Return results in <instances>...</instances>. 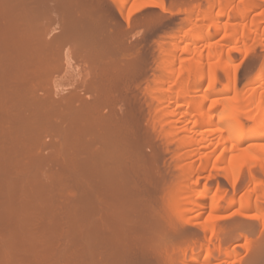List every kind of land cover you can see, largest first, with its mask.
I'll return each instance as SVG.
<instances>
[{
	"label": "bare ground",
	"instance_id": "1",
	"mask_svg": "<svg viewBox=\"0 0 264 264\" xmlns=\"http://www.w3.org/2000/svg\"><path fill=\"white\" fill-rule=\"evenodd\" d=\"M260 47L264 0H0V264H264Z\"/></svg>",
	"mask_w": 264,
	"mask_h": 264
},
{
	"label": "rangeland",
	"instance_id": "2",
	"mask_svg": "<svg viewBox=\"0 0 264 264\" xmlns=\"http://www.w3.org/2000/svg\"><path fill=\"white\" fill-rule=\"evenodd\" d=\"M259 49V47H257L256 46V48H252V49H254V50H249L245 55H243V54H237V59H239L238 61L240 62H238L237 60H236V62H235V64H238V72H239V74L241 73H244V74H242V76H244L245 74H246V72H248V74H246V77H245V79L244 80H242V82L243 81H247L248 79H251L252 77H253V75H255V73H256V68L257 67H255V60H256V62L258 61L257 59H260L259 57H261V52H260V54H259V52H258V54H259V57H257L256 58V56H258V54H257V51L256 50H258ZM261 49H262V54H263V52H264V49L263 48H261L260 47V50L259 51H261ZM254 52V53H253ZM256 53V54H255ZM252 54H255L256 56H255V58L253 59V56H252ZM252 58V59H251ZM252 60H254V63H253V61ZM249 62V63H248ZM252 63V64H251ZM249 64H251V69H250V72H249ZM254 68H253V67ZM245 67V68H244ZM240 74V75H241ZM241 82H239V84H240Z\"/></svg>",
	"mask_w": 264,
	"mask_h": 264
}]
</instances>
